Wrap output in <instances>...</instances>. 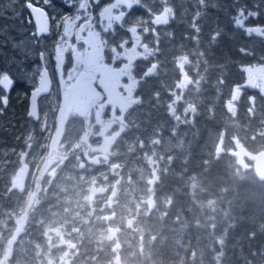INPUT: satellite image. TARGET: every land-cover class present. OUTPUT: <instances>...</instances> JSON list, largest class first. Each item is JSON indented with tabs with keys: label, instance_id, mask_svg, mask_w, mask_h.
<instances>
[{
	"label": "trees",
	"instance_id": "1",
	"mask_svg": "<svg viewBox=\"0 0 264 264\" xmlns=\"http://www.w3.org/2000/svg\"><path fill=\"white\" fill-rule=\"evenodd\" d=\"M169 1L175 16L151 27L156 35L148 39V66L164 63L169 72L144 77L132 118L137 143L129 165L135 171L142 160L149 164L138 174L152 208L143 206L134 252L123 258L132 264H264V177L250 157L264 149V92L247 82L248 69L264 67V0ZM17 10L14 1L0 0V51L10 42L2 64L21 62L14 55L25 50ZM182 77L185 92L176 104L173 88ZM6 111L0 147L12 144L21 126L20 106L11 102ZM170 134L174 139L167 141ZM2 216L0 231L8 229L0 238H8L13 227Z\"/></svg>",
	"mask_w": 264,
	"mask_h": 264
},
{
	"label": "flooded vegetation",
	"instance_id": "2",
	"mask_svg": "<svg viewBox=\"0 0 264 264\" xmlns=\"http://www.w3.org/2000/svg\"><path fill=\"white\" fill-rule=\"evenodd\" d=\"M12 1L18 6L13 18L20 20L25 50L22 54L16 52L14 55L20 56L21 62L15 58V62L2 64L3 52L10 42L6 40L7 43L1 47L0 75L8 74L13 84L9 91L6 85L0 89V97L7 95L6 106L0 101V115H6L11 102L16 108L20 106L21 115L17 124L21 126L20 131L13 133L15 138L12 144L2 143L0 147V204L7 203L2 206L1 212L13 207L18 238H14L11 256L2 260V263L98 264L91 260L84 261V257L100 254L106 259L100 264H118L113 261L115 254L119 251L128 253L133 249L132 237L141 225L139 217L143 214L142 205L146 204L145 197H142L145 180L143 183L139 174L142 176L149 164L142 160L135 171L129 165L132 147L137 143L132 129V118L136 111L134 103L140 100L137 91L149 72L161 76L169 72L164 63L156 70L148 67L151 57L149 51L153 48L148 39L153 40L152 36L156 35L155 31L149 30L168 24V19L175 16L174 8L169 0ZM29 3L45 12L46 32H38L37 23L27 6ZM81 3L87 5L86 9L79 8ZM164 6H169L173 15L166 18L163 15V19H160L159 8ZM106 7H109L107 18L110 25L98 20ZM0 15L3 17L4 13ZM77 16L79 20L75 19ZM70 21L72 23L65 26ZM10 33H13V29ZM134 35L138 42L146 44V51L131 48ZM68 42L71 46L78 43V46L69 48ZM73 50L76 51L75 57H72ZM121 52L128 55L125 61H130L127 71H122L124 58L120 56ZM177 61L180 62V59ZM58 64L61 65L60 70ZM45 71L51 88L48 93L36 97L35 105L31 108V94L37 90L41 74ZM74 71L81 72L85 78L88 76L87 82L91 87L84 90L78 86L80 92L78 96L72 97V102L86 98L89 103L79 104L77 108L62 106V85L72 82L71 73ZM127 73L138 76L139 82L132 93L125 95L116 87L119 79L127 81ZM179 81L174 85L173 97L179 94ZM110 87L113 92L116 89L121 91L122 98L116 99L115 103L111 102ZM123 98L125 102H122ZM85 105H88L87 112L84 111ZM64 107L73 112L69 113V119L65 121L68 122L66 128H61L60 140L67 148L72 135L77 134L74 139L76 142L85 131L87 142L83 145L79 140L71 158L67 156L58 165L47 168V151L56 139L55 131L63 124L57 116ZM106 109H110L116 118L112 131L96 134L92 131L95 130L93 127L87 128L88 119L89 123L93 119L100 121ZM116 130H119L117 135L114 134ZM109 135H113L111 141L114 146L111 151L101 147L102 138ZM156 139L164 140L162 137ZM165 139L173 140L174 137L170 134ZM6 146L10 148H4ZM61 171L65 172L62 178L59 176ZM13 172L15 174L11 175ZM154 173L153 178L156 180L158 175L155 170ZM16 174L21 179L17 185L12 182ZM100 181L105 186L94 192ZM68 182L78 183L81 191L72 193L73 188L68 185L70 197L61 196L66 194L62 189L58 195L57 192L52 195L54 187ZM89 183L93 188L92 193H88ZM69 209L75 212L69 213ZM130 218L133 219L132 223L126 224L125 220ZM84 219L87 221L84 222ZM6 243L0 242V259L7 254ZM116 244L120 245V249Z\"/></svg>",
	"mask_w": 264,
	"mask_h": 264
},
{
	"label": "rangeland",
	"instance_id": "3",
	"mask_svg": "<svg viewBox=\"0 0 264 264\" xmlns=\"http://www.w3.org/2000/svg\"><path fill=\"white\" fill-rule=\"evenodd\" d=\"M103 10H104V12H102L100 14V16H98V20L100 21V23H104L105 22L106 25H110L109 24V20L107 18L108 17L107 13L110 14V12L108 11L109 7H106ZM159 12L160 13H158V14H159L160 19H163V15L165 16V18L173 15V11L170 10L169 6L160 7L159 8ZM240 23H242V22L240 21ZM258 31L260 33L259 29H258ZM91 34L95 35L93 32H91ZM144 45H146V44L138 42V38L134 35L133 40H132V44H131V48L132 49H138V50H145L146 51V49L144 48ZM68 46H69V48H72L74 46H78V43H75V44H73L71 46L70 43L68 42ZM65 49H66V47L64 48V50ZM133 53H135V50H133ZM73 54L74 55L72 57H75V55H76V51L75 50H73ZM131 54L132 53H130V55ZM120 56H122V58H124V63L122 65V71H127L128 68H130V61L129 60L125 61V57L128 56V55L126 53L121 52ZM148 67L150 68V66H148ZM57 68H59V70H60L61 65L58 64ZM71 74H72V77H73V79H71L72 82H69V83L66 82L64 85H62V90L64 91V95H62V98L64 100L62 106L72 105V106L77 108L79 106V104L83 105L85 103H89L86 98H81L80 101H76V102L73 101L72 102V99H73L72 97H74L75 95L78 96L77 93L80 92L78 86H80V88H82L84 90H87L88 88H91V87L89 86V84L87 82L88 81V76H87V78H85V77L81 76L82 75L81 72L79 73L78 71H74V73H71ZM127 74H126L127 81L119 79L117 81L118 86L116 87V88H120L121 91L125 95H128V94L132 93L133 90L135 89V87L137 86L138 82H139V77L138 76H136L134 74H130V73L128 75ZM180 80L182 82L181 90H179V94L177 96H175V97L172 96V100H174L175 102H177V101L180 102V99H181V97L184 96V92H185V90L183 88L184 87L183 82L186 79H185V77H182ZM247 82L250 85H252L253 87H256V85H257L258 88L261 89L264 92V67H262V66H253L250 69H248ZM109 91H110L109 93H110V96H111V102L115 103L116 99L122 98L121 91H117V89H116L113 92V88L112 87L109 88ZM111 93H112V95H111ZM90 94L92 95V93H90ZM167 100L169 102V99H167ZM122 102H125V98H123ZM169 107H171V106H169ZM55 111H58V110H55ZM60 111L61 112L57 116V118H59L60 119L59 121L62 122L63 124L60 125V129H57V131H55L54 138H56V139L51 142V147L47 151L46 163H45L47 168H51V167H53L55 165H58L59 163L64 161L67 156H68V158H71L72 154H73V152H72L73 148L75 150L79 140L81 142H83V145H85L86 142H87L86 141L87 134H86L85 131H83V134H80V136L78 137V140L76 142L74 141V139L77 136V134L72 135L69 138L70 139V141L68 142L69 146H67V148L65 147V143L62 140H60L61 132H62L61 128H66L68 122H65V121H67L69 119V113L71 111L73 112V110L72 109H68V107H64L63 109H60ZM84 111L85 112L88 111V105H85ZM103 113H104V115L101 116L100 121L96 122V119L95 120L93 119V120H91L92 123H89V119H88L87 128L90 129L91 127H93L95 130H92V131L96 132V134H99L100 131H103L105 133H110L112 131V127H113V125L115 123L116 118L111 114L110 109H106ZM118 131L119 130H116L114 132V134L117 135ZM112 136L113 135H111V136L109 135L106 138H102V140H101V145L102 146L101 147H103V148L107 147L111 151L113 149V146H114L113 142L111 141ZM241 149H242V151H244V148H241ZM250 157H252V156H250ZM153 159H154V157L152 155H149L147 161L153 164L154 163ZM114 169H115V167H114ZM64 173L65 172H62L61 174H59V176L62 178L64 176ZM14 174H15V172H13L11 175H14ZM16 179L19 180V181L21 180V179H19L18 176L16 177ZM68 185H69L70 188H73V192L72 193L81 191L80 188H79V184L78 183H73V182H71V183L68 182V184L60 183L59 185H57L58 187H54L52 195L55 194L56 192H57V195H58L59 191L62 189V190H65L66 194H62L61 196L70 197L71 194H69L70 190L68 188ZM104 186H105L104 183L102 181H100V184L98 185L97 189L93 190V191L94 192H98L99 190H101L99 188H103ZM92 189L93 188H91V184L89 183L88 193H92V191H91ZM12 208L13 207L11 206L10 209H7L5 212L2 211V214L5 216V218L6 217H9V218L13 217L11 211H9V210H12ZM68 212L72 213V212H75V211L69 209ZM4 216H2V217H4ZM86 221L87 220L84 219V222H86ZM132 221H133L132 218L125 220L126 224H131ZM7 223H9V222H7ZM12 234H13V232L11 233V235L8 238L6 237V239H7L6 245H8L7 254L5 255V257L0 259V264H2V262H4L2 260H5L9 256H11L10 251L13 249V246H14V238H18L17 230L16 229L14 230V235L13 236H12ZM45 235L46 236L48 235L47 231H46Z\"/></svg>",
	"mask_w": 264,
	"mask_h": 264
},
{
	"label": "water",
	"instance_id": "4",
	"mask_svg": "<svg viewBox=\"0 0 264 264\" xmlns=\"http://www.w3.org/2000/svg\"><path fill=\"white\" fill-rule=\"evenodd\" d=\"M33 9H36L37 11H34ZM30 12L32 13L33 18H34L35 22L37 23L38 32H40L41 27H46L45 12L42 11L41 9H38L35 7H31ZM254 30L256 33L259 32L257 27H254ZM50 88H51L50 79H49L47 72L45 71V73L41 74L37 90L33 91L31 94V108L34 107V105H35L34 99L36 97H38L39 95L48 93ZM253 167L258 172V174L260 176L264 177V150L259 151L255 155V158L253 161ZM17 183H18V180L16 178H14L13 184L17 185Z\"/></svg>",
	"mask_w": 264,
	"mask_h": 264
},
{
	"label": "snow or ice",
	"instance_id": "5",
	"mask_svg": "<svg viewBox=\"0 0 264 264\" xmlns=\"http://www.w3.org/2000/svg\"><path fill=\"white\" fill-rule=\"evenodd\" d=\"M97 2H98V0H97ZM27 6L30 8L32 7L31 3H29ZM86 7H87V5H85L84 3H81L79 8L80 9H86ZM33 10L37 11L36 9H33ZM75 19L79 20L80 17L77 16ZM71 23L72 22L70 21V22L66 23L65 26H67L68 24H71ZM46 31H47L46 27L40 28V32H46ZM59 53H60V48L57 49V55H59ZM12 84H13V81L8 74L5 73L3 75H0V89H3L4 86L6 85L7 91H9ZM0 101H2L4 103V105L6 106L7 105V95L0 97Z\"/></svg>",
	"mask_w": 264,
	"mask_h": 264
}]
</instances>
